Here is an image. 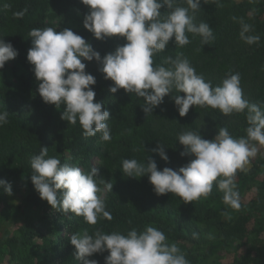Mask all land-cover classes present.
<instances>
[{"label":"trees","instance_id":"obj_1","mask_svg":"<svg viewBox=\"0 0 264 264\" xmlns=\"http://www.w3.org/2000/svg\"><path fill=\"white\" fill-rule=\"evenodd\" d=\"M51 5L72 8L81 15V28L71 30L102 57L126 43L118 36L95 39L84 28L89 8L80 0H0V39L18 52L0 69V112H9L8 123L0 127V180L12 186L11 195L0 188V264H81L69 240L72 234H94L97 230L127 234L133 228L143 231L149 225L161 230L167 243H176L189 264H264V243L251 242L252 235L264 233V205L260 197L244 200L253 185L264 197V146L253 142L261 146L260 154L249 159L246 171L236 173L239 210L224 203L216 182L206 199L184 203L172 193L158 196L147 175L132 178L121 171L124 159L146 163L147 158L155 159L159 170H178L194 159L180 155L184 151L178 141L181 133L193 131L211 141L220 128H227L234 138L245 137L247 110L225 116L219 109L192 106L181 117L172 99L179 93L174 92L147 114L143 98L124 89L112 93L109 89L113 81L104 79L101 65L95 60L82 61L87 65L86 72L96 78L92 86L96 101L103 102L111 114L107 123L112 137L110 142H104L101 133L85 138L79 122L70 125L61 119L64 105L57 109L43 101L34 66L27 60L32 47L28 33L34 28H54L48 21ZM174 6L187 4L177 0ZM25 9L22 17L15 15ZM167 11L165 5L161 12ZM194 16L195 23L205 22L212 28L214 39L210 45H204L200 36L186 33L190 43L178 47L173 39L164 51L154 55L153 67L164 64L167 57L186 58L213 88L227 75L239 73L244 98L264 109V0H208L207 4L202 0ZM242 23L251 25L248 35L259 36L258 43L249 45L240 38ZM161 143L169 157L167 162L153 152ZM41 147H47L48 156L58 158L62 164H82L86 173L99 168L94 179L113 184L103 199L111 220L98 219L96 225H90L83 217L65 215L40 198L31 181L30 160ZM92 160L99 161V166H93ZM223 254L235 257L231 262H222ZM107 255L105 251L89 259L105 264Z\"/></svg>","mask_w":264,"mask_h":264},{"label":"clouds","instance_id":"obj_2","mask_svg":"<svg viewBox=\"0 0 264 264\" xmlns=\"http://www.w3.org/2000/svg\"><path fill=\"white\" fill-rule=\"evenodd\" d=\"M80 2L89 8L83 24L95 39L118 36L125 38L126 43L102 57L71 29H32L28 33L32 38V47L27 60L34 66V75L39 82L38 93L43 101L55 105L57 109L64 105L61 119L70 125L79 122L85 138L101 133V139L110 142L112 137L107 121L111 114L103 102L96 101V92L92 87L96 78L86 72L87 65L82 62L95 60L101 65L99 71L104 74V79L113 81L109 90L116 93L124 89L143 98L147 114L174 92L179 93L172 99L181 117L186 116L192 106L219 109L225 116L247 110L249 126L245 137L236 139L227 128H220L211 141L193 131L181 133L178 141L184 146V151L180 155L194 159L178 170L169 167L159 170L153 158H147L146 163L124 159L121 169L127 177L147 175L158 196L172 193L184 203L206 199L216 182L223 192L224 203L239 210L241 202L235 177L238 171H246L249 159L256 156V143L264 146V109L244 98L239 73L227 75L219 86L213 88L211 82H206L202 75L196 73L186 58L167 57L164 64L170 67L164 64L153 67L154 55L164 51L173 39L178 47L190 43L186 33L198 35L204 45H210L214 39L210 25L194 22V13L201 8L202 0H184L187 7L174 6L177 0ZM203 3L207 4L208 0H203ZM165 5L170 11L162 14L161 9ZM26 11L16 12L15 15L22 17ZM250 31L251 25L242 23L240 38L249 45L258 43L260 37L248 35ZM17 55L11 43L0 39V69ZM8 115V111L0 112V127L8 123ZM153 152L164 161L169 160L163 143L158 144ZM30 166L35 190L53 209L65 215L71 213L83 217L84 222L90 225H96L98 219H112L103 198L98 196L103 191L94 179L99 175L98 167L84 173L79 167L62 164L58 158L49 157L47 147H41L40 153L32 156ZM101 182L112 191L111 182ZM0 188L11 195L12 186L8 181L0 180ZM193 236L196 237V234ZM69 240L81 264H98L89 257L105 251L109 253L105 264H189L177 244L167 243L165 234L151 225L143 231L133 228L127 234H106L99 230L89 234L85 231L83 234H72Z\"/></svg>","mask_w":264,"mask_h":264},{"label":"rangeland","instance_id":"obj_3","mask_svg":"<svg viewBox=\"0 0 264 264\" xmlns=\"http://www.w3.org/2000/svg\"><path fill=\"white\" fill-rule=\"evenodd\" d=\"M48 15H49L48 21L57 31H63L65 28L72 30L79 29L82 26L81 15H79L77 11L72 8H68V9L58 8L51 5ZM256 147L258 149L256 156H258L260 154L261 146L259 147L256 145ZM91 162H93V160ZM93 166H99V161L93 162ZM76 167H79L82 170V172L86 173V168L83 167L82 164L78 163ZM101 181L102 178H98L96 180L98 187L103 190L102 192L98 193V196H101L103 199H105V197L108 194V189L105 187V184L102 183ZM259 197L261 198L260 201L262 202L261 204L264 205V197L259 195V192L255 185H253V187L249 191H247L246 194H244V200L246 202H250L253 199L258 200ZM251 242L255 244L264 243V233L261 234L260 236L252 235ZM234 257H235L234 255L223 254L221 260L222 262H231L232 259H234Z\"/></svg>","mask_w":264,"mask_h":264}]
</instances>
